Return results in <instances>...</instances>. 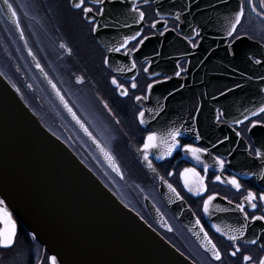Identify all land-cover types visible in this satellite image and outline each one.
I'll use <instances>...</instances> for the list:
<instances>
[{"label": "flooded vegetation", "instance_id": "obj_1", "mask_svg": "<svg viewBox=\"0 0 264 264\" xmlns=\"http://www.w3.org/2000/svg\"><path fill=\"white\" fill-rule=\"evenodd\" d=\"M104 1L112 3L111 5L115 7L114 16L118 22L114 23L104 12L100 15L103 5L94 4L92 0H85L84 7L93 8V12L87 17L83 8L75 7L79 0H9L16 10L23 35L14 29L0 7V44L3 48L2 54L6 58V61L0 60V71L17 88L24 101L41 117L47 127L65 141L125 205L135 210L167 241L195 263L259 264L260 259L264 258V221H252L250 218L253 215H264V201L257 200V209L254 210L244 197L249 191L257 195L264 192V158H257L253 136L249 134L251 121L260 120V124L264 125V114L251 116L242 124L225 121L223 101L227 98V101H231L238 95H232L231 89L229 91L220 84L228 81L222 76L227 62L229 65L231 63V57L234 54L232 44L238 40L237 35L239 39L246 36L264 46V17H259L252 12L247 0H244L245 19L238 26V33L228 37L225 42L223 39L227 35L226 18L231 17L232 0H155L162 7L160 16L156 10V3L152 0H148L147 3L145 0ZM255 2L259 6V0ZM134 4L144 12L143 21L139 20L138 12L130 10ZM177 12L181 13L179 20L175 18ZM131 13L134 15L130 20L132 28L126 27ZM93 16L95 21L91 19ZM114 21L117 20L114 19ZM157 21L159 22L156 23V27L152 28V24ZM96 24L100 25L98 31L102 33L104 43L99 41L93 30ZM157 24L161 27L159 28ZM119 28H131L132 31H128V34L141 32L142 36L138 37L137 41H131L127 49L112 52L114 58L108 59L111 54L109 49L113 46L118 47L122 43V41L110 39V36L119 34ZM194 30L199 31V36L195 35ZM153 35L162 37L160 43L154 47L160 59V75L154 78L151 75L155 69L145 71L152 63L151 53L142 54L141 50L140 57L134 56V52L139 47L138 40L143 36ZM188 36H191V41L185 39ZM177 37L184 38L192 47L181 48L176 40ZM205 39H212V41L204 42ZM12 40L15 43L11 42ZM27 46L87 129L115 159L121 169V175L107 167L93 148L89 138L77 127L46 87L38 69L31 61L26 50ZM15 47L29 68L25 69L19 58L15 56ZM105 59L108 60L107 64L104 62ZM190 59L194 60L198 68L195 78L191 80L185 79ZM133 60L136 62L135 68L132 67ZM257 60L253 58L255 63ZM208 62H211L213 67L207 72L201 71L200 68H205ZM165 67H169L170 71ZM28 69L32 70L33 78L37 79L38 86L31 82L27 73ZM117 69H121L119 75L114 72ZM174 72L175 75L177 72L180 73L176 75L178 79L175 80V83H180L177 89L178 94L159 97L174 98L177 101L176 104L168 102L163 105L162 110L156 112L162 115L163 119L160 120L152 118L151 111L147 110L145 114L147 128H145L139 123V112L143 109L139 102L145 101V105L148 102L149 84L166 81L168 74ZM78 77L84 78L83 83L78 82ZM113 77L127 88V96L120 94L122 89L112 83ZM133 78L137 84L135 89L131 88ZM41 87L49 96L42 95ZM253 90L255 89H244L243 95L239 93V98L252 95ZM249 92L251 93L248 94ZM221 93L224 94L221 95ZM137 96L141 99L137 100ZM229 106L235 107V104L230 103ZM258 107H260L258 102L253 103L252 111ZM212 117H216L212 124L221 128L215 130L214 135L207 133L210 129L209 118ZM223 125L228 126L230 133L240 138L247 150L242 145H238V142L225 145L222 140L216 141L215 135L224 129ZM172 129L181 131L179 137L181 144L206 147L209 152L202 154L203 163L195 161L183 147H178L171 156L155 158L148 154V160L155 169L149 172L143 166V158L139 150L143 147L149 133L160 130L166 134ZM197 133L200 139L196 138ZM160 137L163 139L164 136ZM259 140L262 141L263 137H259ZM159 149L165 148L161 146ZM216 156L225 161L223 169L215 160ZM122 161H126L131 167H138L142 171L139 181L148 184L146 190H141L138 186L137 191L141 192L138 197L127 192L126 195H121L106 181L107 175L117 180L126 175L121 166ZM204 164L208 165L207 171L204 169ZM186 168H196L201 176L205 177L207 191L195 195L194 191L190 193L186 190L183 184L184 177L181 175ZM215 176H221V181H216ZM231 176L239 179L241 184L239 190L227 183ZM161 180L166 181L179 193L180 197H183L191 210L184 216L189 222L190 220L197 222L199 219L198 226L193 228L198 229L194 230L203 236L207 232L220 249L222 254L220 261H216L211 252L196 241L193 234L184 226V221L174 214L169 204L160 195L158 187ZM212 195H215L216 199L210 203L209 212L205 213L204 202ZM225 197L227 199H224ZM146 200L153 203L159 210L163 217V219L160 218L161 221L148 210ZM222 202L229 206L222 205ZM242 203L245 204L250 224L243 237L237 241H230L227 236L217 232L214 225H219L229 233L230 229L239 228L244 223V216L237 205ZM14 218L17 222L15 243L10 248L0 247V264H52L53 256L35 240L16 216ZM233 233L238 235L236 232ZM252 240L256 242L250 243L249 241ZM237 244L240 251L232 256L231 252L235 251ZM245 255L251 256L252 260L245 261ZM56 264H61L57 258Z\"/></svg>", "mask_w": 264, "mask_h": 264}, {"label": "water", "instance_id": "obj_2", "mask_svg": "<svg viewBox=\"0 0 264 264\" xmlns=\"http://www.w3.org/2000/svg\"><path fill=\"white\" fill-rule=\"evenodd\" d=\"M155 3L158 16H160L162 7L158 2L155 1ZM239 3V0H232L231 17L235 11H238ZM111 4L104 1L102 4L104 13L116 23L118 19L114 16L115 7ZM0 5H3V0H0ZM2 9L14 29L21 33L20 26L15 23L11 11L7 10L6 6H2ZM130 10L134 12L132 7ZM133 17L134 15L131 13L127 25L131 28L130 20ZM157 25L159 28L161 27L160 24ZM131 28H119V34L110 36L111 40L122 41L124 36L130 35L128 31H132ZM95 33L102 42V37L97 30ZM228 37L226 35L223 41L226 42ZM161 40L162 37L153 35L144 44H149L146 46L153 49L154 44L158 45ZM176 40L181 48L190 49L192 47L184 38L177 37ZM232 46L234 54L231 57V65L227 64L223 77L232 80L235 87L240 85L237 87L239 89H250L254 83L255 90L252 91V95H247L246 98L236 102L238 107H235L233 113L229 114H242V117L224 116L225 120L230 123L237 119L243 120L244 112L251 111L253 103L258 102L259 106L264 104V80L260 79V77H264V46L246 36L236 40ZM140 48L134 52V56L140 57ZM26 50L46 87L58 103L89 138L93 148L104 162L117 174H120V168L111 154L96 138L93 140L94 136H89L81 124L68 112L67 107L60 99L61 91L59 90L60 95H58L56 84L42 68L32 51H29L31 49L28 46ZM150 53L152 62L153 60L155 62L148 66V71L159 64V59L153 57L155 52ZM142 54H144L143 51ZM112 58L114 55L111 52L108 59ZM253 58H257L261 63H255ZM37 64L40 67H37ZM197 69L194 61L189 64L187 79H193ZM204 69L200 68L201 71ZM207 69L210 70V66H207ZM114 72L119 73L117 70ZM154 75L157 74L151 76ZM169 76L170 79L161 84L167 86L168 89L176 87L177 83L172 84V82L178 79L174 74ZM256 81H258L257 84ZM159 91L160 83L153 84L149 96H155L159 94ZM153 101L151 99V102ZM148 103H150V99ZM139 105L143 108L145 101L139 102ZM84 126L86 127L85 124ZM209 126L211 135L215 134V130L221 129L216 125L209 124ZM258 127L251 126L249 134L254 137L256 148L261 149V153H264V145L257 144V139L260 136L264 138V125H258ZM223 128L227 129L228 126L223 125ZM230 132L231 130L227 129L224 134L216 135L233 138ZM234 137L238 139L236 143L238 142V145H242L247 150L240 138L236 135ZM164 152V149H151L148 154L160 158V156L165 157ZM139 154L143 158L145 169L149 172L154 171L152 165L149 167L150 161L144 159L143 147L139 150ZM257 158H264V155ZM155 174L157 175V173ZM191 186L195 187V184ZM185 188L190 192L188 187L185 186ZM173 189V187L169 188L166 181H160L158 187L160 195L169 204L174 214L184 221V226L193 234L196 241L205 248L201 243L204 236L198 231L199 235L195 234L194 229L196 228L193 229L198 226L197 222L190 220L187 216L192 223L190 224L184 216L191 212L190 208ZM0 200L4 201L7 210L12 213V218L15 220L14 216H16L35 240L43 245L61 264H197L167 241L138 213L126 206L101 177L65 141L47 127L1 71ZM148 208L154 217L159 220L163 219L153 204L148 202ZM0 225L1 228L4 227L2 223ZM229 235L235 234L230 231Z\"/></svg>", "mask_w": 264, "mask_h": 264}, {"label": "snow or ice", "instance_id": "obj_3", "mask_svg": "<svg viewBox=\"0 0 264 264\" xmlns=\"http://www.w3.org/2000/svg\"><path fill=\"white\" fill-rule=\"evenodd\" d=\"M147 2H148V0H145V3H147ZM92 3L100 5V4L104 3V0H92ZM247 3L250 6L252 12H255L257 14V16H259V17H264V0H259V6L255 2V0H247ZM84 4H85V0H79V3H76L75 7L83 8L85 16L87 17L88 14L93 12V8L84 7ZM2 6H6L7 10L11 11L12 17L14 18L15 23L18 25L19 19L16 15V10L13 7V5L9 2V0H3V5H0V7H2ZM133 10L139 13V20L143 21L144 16H145L144 12L140 11L139 8L136 7L135 4L133 5ZM103 12H104V9L101 8L99 14L103 15ZM180 15H181V13H179V12L175 13L176 20L180 19ZM245 16H246L245 2H244V0H241V2L238 5V11H235V13L233 14L232 17L226 18L227 27H226L225 31L229 37H232L234 34L238 33V26H240L242 24V22L245 19ZM91 19L93 21H95V16L91 17ZM158 22L159 21L154 22L152 24V28H155L156 23H158ZM99 27H100V25L96 24L93 30L96 31L99 29ZM167 30H168L167 27H165V31H167ZM194 33H195V35L199 36V31L194 30ZM21 35H23L22 29H21ZM141 36H142L141 32H136L133 35L124 36L122 43H120L118 47L117 46L111 47L109 49V51L110 52H120L121 49H127V46L131 41H137V38L141 37ZM236 38L239 39V36L237 35ZM148 39H149L148 36H143L141 39L138 40V44L143 45L144 42ZM185 39L191 41V36L185 37ZM193 47H195V45H193ZM29 51H31V50H29ZM69 51H71V49H69ZM129 51H131V50H129ZM125 54L127 55L128 52L126 51ZM104 62H105V64H107L108 60L105 59ZM256 63L259 64V63H261V61L257 60ZM37 67H40V65L37 64ZM132 67L133 68L136 67L135 60L132 61ZM117 70L121 71V69H117ZM145 71H147V69H145ZM179 74H180L179 72L176 73V75H179ZM169 79H170V77H169ZM260 79L264 80V77H260ZM83 81H84L83 77H78L79 83H83ZM112 83L114 85H117V87L119 89H122V91L120 93L121 95H124V96L128 95L127 88H125L123 84H120L119 81H117L115 77L112 78ZM236 86L239 87L240 85H236ZM53 87L55 88V85H53ZM136 87H137V84L135 83V78H133L131 88L135 89ZM152 87H153V85L149 84L148 90L151 91ZM56 91H57V94L60 95L59 89H56ZM229 91H230V89H229ZM223 94L224 93H221V95H223ZM60 99L64 103L65 107H67L68 112L71 113L73 118L76 119L77 122L81 124V127L84 128V131L89 136H92V133L89 132L87 127L84 126L83 122L80 120V118L73 111V109L68 104L67 100H65L63 95H60ZM136 99L140 100L141 97L137 96ZM144 99H147V97H144ZM109 111H111V110L109 109ZM217 111L219 112V110H217ZM250 114L253 117L258 116L259 114H264V104H262L256 110L251 111ZM138 118H139L140 124L143 125V124L147 123V121L145 120V112L144 111L139 112ZM217 119H219V116H217ZM246 120H249L248 115H245L243 120H239V119L234 120L233 123L234 124H242ZM260 123H261L260 120L251 121L252 127H256L257 124H260ZM180 136H181V131L179 129H172V130L167 131V133L165 134L163 139L160 136H158V134L156 132L149 133L145 139V143L143 144L144 159L145 160L148 159V153L151 149H159L161 146H163L165 148V154L168 156H171L172 153L178 147H183L185 149V152L187 154H190L191 157L195 161L203 163L202 154L208 153L209 149L206 147H197L193 144H181V141L179 139ZM92 138H93V140H95V137H92ZM196 138L197 139L201 138L198 133L196 135ZM108 155H109V158L111 159L110 154H108ZM261 155H264V153H261L259 150H257V156H261ZM215 160L219 163V167L221 169H223L224 165H225V161L223 159H221L219 156H216ZM149 167H151L150 162H149ZM207 168H208V165L204 164L205 171H207ZM117 171H119L118 168H117ZM181 175L184 177V184L186 187H188V190L190 192L194 191L197 195H199L201 192L207 191V185L204 183L205 177L201 176L200 172H198L196 170V168H186L183 170ZM221 179H222L221 176H215L216 181H221ZM227 183H230L231 185H233L237 190H239L241 188L240 181L236 176L229 177L227 180ZM192 184H195V187H192L191 186ZM171 187L172 186L169 185V188H171ZM173 191H175V189H173ZM177 196H179V193H177ZM180 199H183V197H180ZM215 199H216V196L212 195V196H209L208 199L204 202L203 211L205 213L209 212V205ZM224 199H227V197H225ZM244 200L249 204V206L252 209L255 210V209H257L256 201L257 200L264 201V192L257 195V193L249 191L247 196L244 197ZM237 207L243 213L244 223H242L239 228H233V229H230V231L236 232V233H238V235H229V233L225 232L219 225H214L216 231L227 236L230 241H237L238 239L243 237L245 234V230L248 227L249 215L245 211V204H243V203L239 204V205H237ZM223 210L227 211V209H223ZM250 219L252 221H264V215H259V216L253 215ZM0 223H2L4 225L3 228H0V247L10 248L15 243V239H16V235H17V224H16V221L12 218V213L10 211H8L7 207L4 205L3 200H0ZM197 223H199V219H197ZM201 227H203V226L201 225ZM197 235H199V234H197ZM249 242L255 243L256 241L252 240ZM201 243L205 247L206 250L211 252L213 258L216 261H220L222 259V254L220 252V249L211 240V237L208 236L207 232L204 233V239L201 240ZM239 251H240V247L237 244L235 246V251H232L231 255L235 256L237 254V252H239ZM51 259H52V264H56V257H52ZM244 260L245 261H251L252 257L245 255ZM259 264H264V258L260 259Z\"/></svg>", "mask_w": 264, "mask_h": 264}, {"label": "rangeland", "instance_id": "obj_4", "mask_svg": "<svg viewBox=\"0 0 264 264\" xmlns=\"http://www.w3.org/2000/svg\"><path fill=\"white\" fill-rule=\"evenodd\" d=\"M10 38V37H9ZM13 43H15V41H11ZM88 44V43H87ZM88 51V49H87ZM15 56L17 58H19V60L22 62V64L24 65V68L27 69L29 68L24 62H23V58H22V55L21 53H19L17 50H16V47H15ZM91 56V55H90ZM28 72V75L30 76L31 78V82L33 81V84L34 85H37V79L36 78H33V72H31L32 70L28 69L27 70ZM38 86V85H37ZM41 93L44 97H47V92L46 90L43 89V87H41ZM40 89V88H39ZM49 96V95H48ZM76 134V133H75ZM79 137V136H78ZM121 166L125 172V176L122 177L120 180H117V179H114L112 177H109L110 175H107V178H106V181L109 182V184L114 187L117 191H119V193L121 195H126L125 193L127 192L128 194L132 195V196H135V197H138L140 190H139V193L137 191V188L138 186L141 187L140 189L141 190H146L148 189L147 186L148 184L146 182H140L139 180L141 179L142 177V171L138 168V167H131L130 165H127L126 161H122L121 162ZM100 170V169H99ZM126 189H124V187Z\"/></svg>", "mask_w": 264, "mask_h": 264}, {"label": "bare ground", "instance_id": "obj_5", "mask_svg": "<svg viewBox=\"0 0 264 264\" xmlns=\"http://www.w3.org/2000/svg\"><path fill=\"white\" fill-rule=\"evenodd\" d=\"M2 52H3V48H2V46L0 44V60L2 59L4 61H6V58L4 57V55L2 54Z\"/></svg>", "mask_w": 264, "mask_h": 264}]
</instances>
